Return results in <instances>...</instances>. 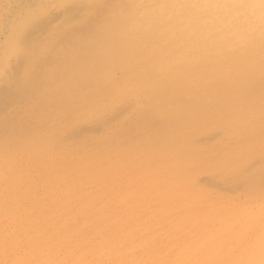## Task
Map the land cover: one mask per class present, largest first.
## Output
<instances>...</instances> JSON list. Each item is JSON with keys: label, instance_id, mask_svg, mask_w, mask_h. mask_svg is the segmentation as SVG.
<instances>
[{"label": "rangeland", "instance_id": "374dc122", "mask_svg": "<svg viewBox=\"0 0 264 264\" xmlns=\"http://www.w3.org/2000/svg\"><path fill=\"white\" fill-rule=\"evenodd\" d=\"M78 1L25 0L24 4L0 0V87L20 58L21 31L48 20L37 35L42 38L40 50L52 54L51 45L45 42L47 34L71 25L78 28L94 7L95 0H86L85 8L68 20L67 8ZM141 1L149 2L151 10L156 7L164 16L147 14L150 20L140 31L126 28L131 40L127 42L134 48L132 56H124L123 49L105 56L108 50L93 43L80 47L86 56L101 57L97 62L101 80L96 79L103 87L94 86L89 95L86 92L77 100L78 105L73 103L75 110L67 108L66 114L62 110L54 130L35 135L37 141L34 137L31 149L28 145L25 151L24 142L18 152L15 139L3 144L0 264H264V177L259 174L264 172V91L252 94L254 99L249 97L255 93L253 80L264 90V51L262 65L256 58L257 45L264 48V0H124L127 4ZM114 3L109 7L111 12L117 9L118 2ZM178 54L183 62L194 56L191 64L198 63L195 71L187 64L191 77L187 84V74L169 79L165 75V71L183 65ZM31 61L15 66L25 82L31 81L37 67L30 68ZM88 65L82 70L83 74L88 72L84 77L93 71ZM224 80L228 96L217 98L224 90ZM53 81L59 83V78L53 77ZM127 90L133 92L128 95ZM31 93L25 97L28 102L37 98L36 92ZM154 93L161 96L158 104L162 106L155 107L153 113L175 117L181 114L184 101L188 99L184 102L187 108L197 99L199 116L180 123L172 132L161 123L149 129L135 110L143 108ZM14 101L6 107L8 113L25 104V100L17 105ZM229 102L233 106H228ZM123 106L125 112L109 121L107 113ZM129 115L134 119H127ZM82 124L101 129L79 131L76 138L64 137L65 130Z\"/></svg>", "mask_w": 264, "mask_h": 264}, {"label": "bare ground", "instance_id": "6f19581e", "mask_svg": "<svg viewBox=\"0 0 264 264\" xmlns=\"http://www.w3.org/2000/svg\"><path fill=\"white\" fill-rule=\"evenodd\" d=\"M25 0H19V2H23ZM89 1H93V0H89ZM114 1L118 2V4H116L117 9L115 10V12H111L109 7L112 4H115ZM153 1V0H151ZM169 2V1H168ZM24 3V2H23ZM163 3V2H162ZM161 3V4H162ZM165 3V2H164ZM25 4V3H24ZM93 8L89 11L90 14H88L89 16H82L84 18H88L86 20H84V22L77 28L76 26H72L68 27V28H64L61 29L60 31H54L53 34H47V37L45 39V42L48 43V45H51L52 48V54H45L46 52H44L41 49V45L40 43H42V38H40L39 40V36H41L40 34H38V32L40 30H43L42 27L44 28L43 25H46V23L48 22V20H46L45 22H36L34 24H32L31 29H29V27H27L25 30L21 31V36H20V43L22 44L20 47L22 49V51H20V53L18 54V57H20L19 59H17V64H15L14 66H12V71L8 72L7 78L2 80L3 84H1L0 87V150L2 151V148H4V145L6 142H8V140L12 139L18 143L15 146V149H17L18 152H21L20 148H18V146L20 145L21 149H22V144L24 142H26L27 144L25 145V151L28 148V145L30 146L31 144H33L34 140L33 138L35 137L36 140V136L38 135H44L45 132L49 131L50 129L53 131L54 130V126L57 123V120L60 121V113L62 112H67V108H69L68 110L71 111L72 108H74L76 105H78L77 100L81 97H85L86 92L88 93V91L90 92L91 90H94L95 88H99L101 89V87H103L101 84V76L99 77L100 74L97 73V69L99 67V64L101 62V57H98L97 60L96 57L97 54H93L92 56H87L83 54L82 48L80 49V47H84L83 44H87V43H93V44H97V47L101 46L104 47V49L108 50L105 53V56H110L113 53H120L119 51L121 49H123L124 52L123 53L124 56L127 54H130L131 56L133 55V53H131L133 51L130 42L128 43L127 40L130 38L127 37L128 36V31L127 29L131 28L135 31H140L138 29H141L142 25L147 24L146 22L148 21L149 17L147 16V14H151L152 16L155 15L154 17H156V15H159L160 17H163L164 15L160 14L157 10L156 7H154V10H151L149 8V2H137V3H130L127 4L126 2H124V0H95L93 3ZM160 4V5H161ZM166 4V3H165ZM85 5H87V1L86 0H80L78 1V3L76 5H70L67 9L68 11H66V13L68 12V20H72V18H74V16L78 15L79 11L85 8ZM25 6V5H24ZM162 6V5H161ZM239 6V5H238ZM9 7V6H8ZM19 8V7H18ZM17 8V9H18ZM21 9V8H20ZM161 9V8H160ZM19 10V9H18ZM165 10V9H164ZM118 11V13H117ZM160 11V10H159ZM84 12V11H83ZM82 12V13H83ZM165 13V11H163ZM162 12V13H163ZM173 13H175V10H172ZM17 13V12H16ZM33 13V12H32ZM88 13V12H87ZM25 14V13H24ZM28 14V12H27ZM168 14V13H167ZM16 15V14H15ZM14 15V16H15ZM26 16V15H25ZM36 16V15H35ZM16 17V16H15ZM55 17V16H54ZM78 17V16H77ZM28 18V17H27ZM66 18V19H67ZM165 18V17H164ZM56 19V18H55ZM163 19V18H162ZM150 20V19H149ZM36 21V20H35ZM34 21V22H35ZM42 21V20H41ZM78 21V20H77ZM76 21V22H77ZM52 22V21H50ZM68 22V21H66ZM64 22V23H66ZM156 22V21H155ZM10 23V22H9ZM23 23V22H22ZM28 23V22H27ZM30 23V22H29ZM62 23V24H64ZM19 24V23H18ZM53 24V23H52ZM75 24V23H74ZM78 24V23H77ZM34 25V26H33ZM19 26V25H18ZM21 26V25H20ZM50 26V25H49ZM62 26V25H61ZM64 26V25H63ZM78 26V25H77ZM56 27V26H55ZM81 27V28H80ZM6 28V27H5ZM52 28V27H50ZM127 28V29H126ZM16 29V27H15ZM47 29V28H46ZM60 29V28H59ZM37 30V31H36ZM49 30V29H48ZM142 30V29H141ZM51 31V30H50ZM126 32V34H125ZM13 33V32H12ZM151 33V32H150ZM44 34V33H43ZM122 35L121 39L120 36ZM125 35V37L123 38V36ZM127 35V36H126ZM153 37V36H152ZM157 37V36H156ZM15 38V37H14ZM123 38V39H122ZM44 39V38H43ZM54 40V42H53ZM13 41V40H12ZM112 43H111V42ZM131 41V40H130ZM153 41V40H151ZM150 41V42H151ZM156 41V40H155ZM15 42V41H14ZM13 42V43H14ZM149 42V41H148ZM147 43V42H146ZM156 43V42H154ZM46 44V43H45ZM148 44V43H147ZM158 44V43H157ZM184 44V43H183ZM185 45V44H184ZM263 44H258L257 48H259V52H257L256 54V58L258 60H260V64L262 65V53L264 51V48H262ZM19 46V45H18ZM92 46V45H91ZM16 47V46H15ZM44 47V46H43ZM95 47V46H94ZM96 47V48H97ZM17 48V47H16ZM138 47H135V49ZM84 49V48H83ZM92 49V48H91ZM159 50V49H158ZM147 51V50H146ZM49 52V51H48ZM95 52V51H93ZM148 52V51H147ZM155 52V51H154ZM86 53V52H85ZM91 53V52H90ZM99 53V52H98ZM176 53V52H175ZM1 54V53H0ZM41 60H37L39 55H43ZM100 54V53H99ZM156 54V53H155ZM14 55V54H13ZM122 55V54H121ZM119 55V56H121ZM153 55V54H152ZM179 55V54H178ZM139 56V55H138ZM148 56V55H147ZM181 55H179V60L182 59V57H180ZM116 57V56H115ZM150 57V56H149ZM91 58L92 61L91 62ZM124 58V57H123ZM122 58V59H123ZM132 58V57H131ZM194 56L191 58V60H189L187 63L183 62V65L181 64L179 68H175V69H171V70H167L165 71V75L168 76L167 79L173 77V75H176L178 73H182V76H185L187 74L186 72V66L187 64L188 67H191V71H195L197 70V64L198 63H192L194 62ZM2 59V58H1ZM37 61H36V60ZM95 59V60H94ZM198 59L195 58V60ZM205 59V58H203ZM264 59V58H263ZM13 60V59H12ZM32 60V61H31ZM120 60V59H119ZM124 60V59H123ZM129 60V59H128ZM136 60V58H135ZM147 60V59H146ZM151 60V59H150ZM6 61V60H5ZM19 61V62H18ZM32 62L30 65V68H34L32 70V74H31V81L28 82L23 79H21L20 76V72L18 71V68L15 69V66L18 65V67L20 68L21 66L27 64V62ZM35 61V62H34ZM106 61V60H104ZM107 62V61H106ZM106 62L104 64H106ZM113 62V61H112ZM118 62V61H117ZM137 62V61H136ZM139 62V61H138ZM154 62V61H153ZM264 62V60H263ZM16 63V62H15ZM103 63V62H102ZM123 63V61L121 62ZM147 63V62H146ZM13 64V63H12ZM90 64L91 66L89 68H91L92 73L90 75H85L86 77H84V74L88 73H84L82 72V70H84L83 68H87ZM110 64V63H108ZM116 64V63H114ZM118 64H120L118 62ZM125 64V63H124ZM123 64V66H124ZM101 65V64H100ZM113 65V64H112ZM117 65V64H116ZM132 65V64H130ZM133 65H137V64H133ZM149 65V64H148ZM260 65V66H261ZM103 66V65H102ZM101 66V67H102ZM109 66V65H108ZM107 66V67H108ZM119 66V65H118ZM162 66V65H161ZM185 66V67H184ZM100 67V68H101ZM111 67V66H110ZM109 67V69H110ZM114 68H116L115 66H112ZM119 67L122 68V66L120 65ZM137 67V66H136ZM25 68H27L25 66ZM29 68V67H28ZM145 68V67H144ZM143 68V70H144ZM5 69V68H4ZM9 69V68H8ZM88 69V68H87ZM103 69V68H102ZM106 69V68H105ZM104 69V70H105ZM108 69V68H107ZM119 69V68H118ZM11 70V69H10ZM21 70V69H20ZM112 70V69H111ZM115 70V69H114ZM120 70V69H119ZM146 70V69H145ZM9 71V70H8ZM18 71V72H17ZM100 71V70H99ZM103 71V70H102ZM121 71V70H120ZM123 71V70H122ZM108 72H110L108 70ZM118 72V70H117ZM127 72V71H126ZM213 72V71H212ZM5 73V72H4ZM23 73V72H22ZM30 73V72H29ZM94 73V74H93ZM112 73V72H111ZM121 73V72H120ZM103 74V72L101 73ZM108 74V73H107ZM110 74V73H109ZM159 74V73H158ZM106 75V74H105ZM118 75V74H117ZM133 75V74H132ZM23 76V75H22ZM103 76V75H102ZM121 76V75H120ZM128 76H131L130 74ZM159 76V75H157ZM6 77V76H4ZM53 77L59 78V83L53 81ZM99 77V81L100 84L97 82V79ZM250 77H252L253 79H255L251 74ZM97 78V79H96ZM105 78V77H103ZM102 78V79H103ZM110 79V77H108ZM106 78V79H108ZM221 78V77H219ZM249 78V77H247ZM251 78V80H253ZM3 79V77H2ZM30 79V78H29ZM96 79V82H94ZM106 80V81H109ZM116 79V78H115ZM119 79V78H117ZM123 79V78H122ZM241 78H239L237 81H234V84H237L240 81ZM186 80V84L191 80V77L189 74H187V76L185 77ZM250 78L248 81H251ZM113 81V79H112ZM123 81V80H122ZM127 81V80H126ZM167 81V80H166ZM104 82V81H103ZM118 82V81H116ZM121 82V81H120ZM124 82V81H123ZM212 82V81H211ZM223 85L224 86V90L226 91V93L228 92V87H227V83L224 81ZM221 82V83H222ZM115 83V82H114ZM130 83V82H129ZM251 83H255V85H252L251 88L255 91V93H251L249 95V97L251 99H254L253 97H251L252 94H261L263 93L264 90H261L260 85L257 81H252ZM111 84V83H109ZM116 84V83H115ZM112 85V84H111ZM110 85V86H111ZM94 86H96L94 88ZM106 86V85H105ZM117 86V85H115ZM131 86V85H130ZM109 87V85L107 86ZM118 87V86H117ZM116 87V89H117ZM114 88V87H113ZM112 88V89H113ZM120 88V86H119ZM128 88V87H127ZM103 89V88H102ZM107 89V88H106ZM115 89V88H114ZM249 89V88H248ZM119 90V89H118ZM117 90V92H118ZM98 91V90H97ZM104 91V89H103ZM109 91V90H108ZM116 91V90H114ZM198 91V90H197ZM223 91L219 92V94L217 95L218 97H222L225 98V96H228V93L225 94ZM37 93L36 96L37 98H34L31 100V102L29 103L25 97L29 94V93ZM92 92V91H91ZM94 93H96L95 91H93ZM110 92V91H109ZM108 92V93H109ZM128 95L130 93H132V90H127ZM31 93V94H32ZM104 93V92H103ZM120 93V91H119ZM106 94V93H105ZM112 94V93H111ZM116 94V93H115ZM122 94V93H121ZM89 95V93H88ZM102 95V94H100ZM104 95V94H103ZM108 95V94H107ZM127 95V96H128ZM154 97H150L148 102L144 103L146 104V106L143 103V108H137L135 111L138 112V114L142 116L143 118V122L146 124L145 126H147L149 129L152 128H156L158 127L157 125L159 123H161L162 125H165V127H168L169 129H171V132L173 129H177L180 127V123H183L185 121L189 120H193L194 118H197L199 115L197 110H196V103L199 104V102L197 101V99L190 101L191 103H188L187 108L184 105V101L183 102V108L182 111H180L181 114H178L175 117H170V115L167 114H155L153 113V109L155 107H161L162 104H158V99L161 98L156 97L155 93L152 94ZM225 95V96H224ZM110 96V95H109ZM120 96V95H119ZM114 97V96H113ZM101 98V97H100ZM110 98V97H109ZM88 99V98H87ZM103 99V98H102ZM117 99V98H116ZM220 99V98H219ZM15 100V101H14ZM25 100V104L22 105V107H19L18 110H13V113H8L6 111V107L9 106V104H12V101H14V105H17L18 103H20L21 101ZM91 100V99H90ZM98 100V99H96ZM95 100V101H96ZM115 99H113L114 101ZM157 100V101H156ZM18 101V102H17ZM80 101V99L78 100ZM103 101V100H102ZM112 101V100H111ZM117 101V100H116ZM17 102V103H16ZM77 104H73L76 103ZM82 103V102H81ZM81 103L80 106H81ZM98 103V102H96ZM101 103V102H100ZM107 103V102H106ZM105 103V105H107ZM114 103V102H113ZM109 104V103H108ZM131 104V103H130ZM215 104V103H212ZM217 104V102H216ZM232 103L229 102L230 106ZM21 105V104H20ZM93 105V104H92ZM99 105V104H97ZM226 107H228L226 104H224ZM85 106V105H83ZM115 106V105H114ZM132 106V105H131ZM181 106V105H180ZM233 106V104L231 105ZM133 107V106H132ZM83 108V107H82ZM97 108V107H96ZM76 108H74L75 110ZM85 109V108H84ZM125 107H117L115 110H111L112 113H107L108 118L110 119L109 121L113 120L112 117H115L116 115H121L123 112H125ZM65 110V111H64ZM73 110V111H74ZM82 110V109H80ZM79 110V111H80ZM18 111V113H14ZM12 112V111H11ZM65 112V114H66ZM108 112V111H107ZM230 112V110H229ZM68 113V112H67ZM134 113V112H133ZM72 114V113H71ZM133 115V114H132ZM11 116V117H10ZM103 116V115H102ZM106 116V114L104 115ZM106 116V117H107ZM6 117H10L7 118ZM236 117V116H235ZM116 118V117H115ZM134 119L131 115L128 116L127 119ZM141 118V119H142ZM96 120V119H95ZM100 120V119H99ZM103 121V119H101ZM66 121V120H65ZM124 121H127L126 119H124ZM129 121V120H128ZM127 121V122H128ZM105 122V121H103ZM108 122V120L106 121ZM126 122V123H127ZM25 123H28V126H24ZM86 123V122H85ZM99 123V122H97ZM101 123V121H100ZM99 123V124H100ZM129 123V122H128ZM133 123V122H132ZM138 123V122H137ZM125 124V123H124ZM136 124V122H135ZM101 125V124H100ZM123 125V124H122ZM126 126V125H125ZM134 127L136 125H133ZM57 127V126H56ZM77 129H68L65 130L66 131V135L64 136L66 139L70 138L72 135L75 137L76 134H78L79 131H85V130H99L101 129V126H88L85 127V125H78L76 126ZM128 127V125H127ZM218 127V126H217ZM216 127V128H217ZM161 128V127H160ZM120 129V127H119ZM135 129V128H134ZM162 129V128H161ZM63 130V129H62ZM148 130V129H147ZM156 130V129H155ZM160 130V129H159ZM57 131V130H56ZM127 131V130H126ZM119 132V130H118ZM146 132V130L144 131ZM159 132V131H158ZM56 133H59L58 131ZM88 133V132H87ZM122 133V131H121ZM127 134V132H125ZM130 133V132H129ZM134 133V132H133ZM142 133V132H141ZM152 133V132H151ZM46 134V133H45ZM52 134V133H51ZM50 134V135H51ZM64 134V133H62ZM84 134V133H82ZM117 134V132H116ZM125 134V135H126ZM138 134V133H137ZM47 135V134H46ZM49 135V136H50ZM135 135V134H134ZM150 135V134H149ZM56 136V134H55ZM80 136V135H78ZM88 136V135H87ZM91 136V135H90ZM122 136V135H121ZM124 136V135H123ZM136 136V135H135ZM147 136V135H145ZM216 136V135H215ZM37 137V138H38ZM46 137V136H45ZM132 137V136H131ZM143 137V136H142ZM249 137V136H248ZM41 138H44L41 137ZM56 138V137H54ZM129 138V137H128ZM161 138V136H160ZM159 138V140H160ZM58 139V137L56 138ZM62 139V138H60ZM71 139V138H70ZM132 139V138H131ZM146 139V138H145ZM26 140V141H25ZM28 140V141H27ZM40 140V139H39ZM46 140V139H45ZM79 140V139H78ZM87 140V139H86ZM85 140V141H86ZM123 140V139H122ZM250 140V138H249ZM37 141V140H36ZM44 141V140H42ZM54 142V140H52ZM69 141V140H68ZM75 141V139L73 140ZM72 141V142H73ZM80 141V140H79ZM84 141V140H83ZM142 141V140H141ZM161 141V140H160ZM41 142V141H40ZM49 142V141H48ZM47 142V144H48ZM51 142V141H50ZM52 142V143H53ZM57 142V141H56ZM71 142V141H70ZM119 142V141H118ZM126 142V141H124ZM131 142V141H130ZM225 142V141H224ZM12 142H10L11 144ZM91 143V142H89ZM96 143V142H95ZM123 145L124 143L121 142ZM62 146L64 145L63 143H61ZM66 144V143H65ZM75 144V143H74ZM94 143H92L93 146ZM37 145V144H36ZM39 145V144H38ZM55 145V144H54ZM73 145V144H72ZM80 145V144H78ZM91 145V144H90ZM96 145V144H95ZM254 145V144H253ZM252 145V146H253ZM43 146V144H42ZM40 146V147H42ZM45 146V145H44ZM50 146V145H49ZM53 146V145H52ZM57 146V145H56ZM55 146V147H56ZM59 146V145H58ZM66 146V145H65ZM83 146V145H82ZM98 146V143H97ZM256 146V145H255ZM260 146V145H259ZM6 147V145H5ZM32 146L29 147V149H31ZM35 147V146H34ZM64 147V146H63ZM74 146H72L73 148ZM81 146H77L76 148L80 149ZM84 147V146H83ZM91 147V146H90ZM44 148V147H43ZM82 148V147H81ZM102 148V147H101ZM107 148V146L105 147ZM255 148V147H253ZM58 148H56L57 150ZM95 149V148H94ZM100 149V148H99ZM260 149V148H259ZM5 150V149H4ZM7 150H13L12 148H7ZM55 150V151H56ZM70 150V149H69ZM68 150V152H69ZM81 150V149H80ZM77 151V152H80ZM115 150V149H114ZM193 150V149H192ZM255 150V149H254ZM253 150V151H254ZM49 151V150H48ZM60 151V150H59ZM73 151V150H72ZM70 151V152H72ZM87 151V149H86ZM95 151V150H94ZM104 151V150H101ZM116 151V150H115ZM252 151V150H251ZM32 152V151H31ZM46 152V149H45ZM52 151L50 150V153ZM64 152V151H63ZM82 152V151H81ZM85 152V151H84ZM90 152V151H89ZM97 152V151H96ZM200 152V151H199ZM231 152V151H230ZM26 153V152H25ZM74 153V152H73ZM87 153V152H86ZM92 153V151H91ZM100 153V152H99ZM97 153V154H99ZM184 153V152H183ZM24 154V153H23ZM49 154V153H48ZM67 154V153H66ZM90 154V153H89ZM93 154V153H92ZM96 154V153H94ZM96 154V155H97ZM107 154V153H106ZM240 154V153H239ZM33 155V154H32ZM36 155V154H35ZM34 155V156H35ZM55 155V154H54ZM85 155V154H84ZM91 155V154H90ZM116 155V154H115ZM71 156V155H70ZM79 156V155H77ZM3 157V156H2ZM1 157V158H2ZM28 157V156H27ZM26 157V158H27ZM72 157V156H71ZM74 157V156H73ZM36 158V157H35ZM39 158V157H38ZM76 158V157H75ZM90 158V157H89ZM25 159V158H23ZM72 159V158H70ZM81 159V158H80ZM88 159V158H85ZM3 160V159H2ZM32 161H34L33 159H31ZM76 160V159H75ZM1 161V160H0ZM16 161V160H15ZM39 161V160H38ZM23 162V161H22ZM74 162V161H73ZM76 162V161H75ZM79 162V161H78ZM84 162V161H82ZM81 162V163H82ZM27 163V162H26ZM29 163V162H28ZM32 162H30L31 164ZM80 164V163H79ZM4 165V164H3ZM2 165V166H3ZM28 165V164H27ZM1 166V167H2ZM25 166V165H24ZM32 166V165H30ZM0 167V168H1ZM29 167V165H28ZM34 167V166H33ZM251 167V165H250ZM254 167V165L252 166ZM30 168V167H29ZM37 168V167H36ZM91 168V167H89ZM13 169V168H12ZM15 169V168H14ZM17 169V168H16ZM24 169V168H23ZM94 169V168H93ZM10 171V170H9ZM15 171V170H14ZM13 171V172H14ZM31 171V170H30ZM18 172V171H17ZM16 172V173H17ZM26 173V172H25ZM24 173V174H25ZM29 173V172H28ZM32 173V172H31ZM34 173V171H33ZM223 173V172H222ZM245 173V172H244ZM1 174V173H0ZM30 174V173H29ZM220 174V173H219ZM262 177H264V172L259 173ZM240 175V174H239ZM256 175V174H255ZM259 175V176H260ZM2 176V175H1ZM3 177V176H2ZM13 177V176H11ZM18 178V177H17ZM2 179V178H1ZM11 179V178H10ZM14 179V178H12ZM19 179V178H18ZM251 177H248L247 180L250 181ZM7 180V179H6ZM17 180V179H16ZM23 180V179H22ZM255 180V179H254ZM257 180V179H256ZM19 181V180H18ZM11 182V181H10ZM17 182V181H16ZM15 182V183H16ZM264 182V181H262ZM1 183V180H0ZM5 184V182H3ZM13 183V182H12ZM44 183V182H43ZM225 183V182H223ZM250 183V182H249ZM7 184V183H6ZM18 184V183H17ZM15 184V185H17ZM45 184V183H44ZM191 184V183H190ZM216 184V183H215ZM2 185V183H1ZM9 185V184H8ZM7 185V186H8ZM21 185V184H19ZM33 185V184H32ZM226 185V183H225ZM2 187V186H1ZM11 187V186H10ZM9 187V188H10ZM193 187V186H192ZM8 188V189H9ZM15 188V187H14ZM17 188V186H16ZM15 188V189H16ZM21 188V187H19ZM53 188V187H52ZM5 189V188H4ZM23 189V187H22ZM28 189V188H27ZM46 189V188H45ZM60 189V188H59ZM11 190V189H10ZM13 190V189H12ZM20 190V189H19ZM56 190V188L54 189ZM2 191V190H1ZM7 191V190H6ZM4 191V192H6ZM51 191V190H50ZM224 191V190H223ZM231 191V190H230ZM16 192V190H15ZM18 192V191H17ZM20 192V191H19ZM18 192V193H19ZM232 192V191H231ZM22 193V192H21ZM53 192H50V194H52ZM11 194V191H10ZM23 194V193H22ZM47 194V193H44ZM72 194V193H71ZM243 194V193H242ZM1 195V194H0ZM6 195V194H5ZM9 195V194H8ZM17 196V195H16ZM19 196V195H18ZM21 196V195H20ZM44 196V195H42ZM41 196V198H42ZM47 196V195H45ZM49 196V195H48ZM3 197V196H2ZM58 197V196H57ZM44 198V197H43ZM17 198H15L16 200ZM4 200V199H3ZM2 200V201H3ZM7 200V199H6ZM19 200H24L23 199H19ZM30 201V200H29ZM32 201V200H31ZM31 201L29 203H31ZM4 202V201H3ZM28 202V201H27ZM64 202V201H63ZM8 202H6L5 204H7ZM26 203V202H25ZM23 203V204H25ZM34 205L36 206L34 200H33ZM37 203V202H36ZM65 203V202H64ZM74 203V202H73ZM22 204V205H23ZM63 204V203H62ZM78 204V203H77ZM11 205V204H10ZM16 205V204H15ZM44 205V204H43ZM69 206V205H68ZM29 207V206H27ZM33 207V206H32ZM37 207V206H36ZM65 207V206H64ZM20 208V207H19ZM34 208V207H33ZM71 208V207H70ZM3 209V208H2ZM87 209V208H86ZM13 210V208L11 209ZM10 210V211H11ZM20 210V209H19ZM59 210V209H58ZM15 211V209H14ZM12 211V212H14ZM40 211V210H39ZM107 211V210H106ZM216 211V210H215ZM9 212V211H8ZM109 212V211H108ZM35 213V212H34ZM77 213V212H76ZM75 213V214H76ZM12 214V213H9ZM27 214V213H26ZM3 216V215H2ZM234 216V215H233ZM10 217V216H9ZM28 217V216H27ZM90 218V217H89ZM32 220V218H30ZM40 219V218H38ZM44 219V218H43ZM47 219V218H46ZM97 219V218H96ZM95 219V220H96ZM30 220V221H31ZM7 221V220H6ZM26 221V220H25ZM93 221V220H92ZM207 221V220H206ZM28 222V221H27ZM33 222V221H32ZM37 221H35L36 223ZM10 223V222H9ZM34 223V224H35ZM139 223V222H138ZM183 223V222H182ZM28 224V223H25ZM37 224V223H36ZM136 224V223H135ZM82 225V224H81ZM86 225V224H85ZM35 226V225H34ZM175 226V225H174ZM24 227H26L24 225ZM40 227V226H38ZM171 227V226H170ZM74 231V230H73ZM121 231V230H119ZM140 233V232H139ZM220 235V234H219ZM228 235V234H227ZM4 236V235H3ZM128 236V235H127ZM139 237V236H138ZM15 244V243H14ZM114 244V243H113ZM150 244V243H149ZM1 246V245H0ZM138 246V245H137ZM2 247V246H1ZM148 247V246H147ZM158 247V246H157ZM4 248V246H3ZM9 248V247H8ZM129 249V248H128ZM247 249V248H246ZM5 250H7L5 248ZM3 251V250H1ZM8 251V250H7ZM141 251V250H140ZM12 253V252H11ZM4 254V253H3ZM159 254V253H158ZM5 255V254H4ZM99 255V254H98ZM146 255V254H145ZM150 256V255H149ZM12 258V257H11ZM48 258V257H47ZM161 258V257H160ZM102 259V258H101ZM8 260V259H6ZM168 260V259H167ZM159 261V260H158ZM24 264V263H23ZM159 264V263H158Z\"/></svg>", "mask_w": 264, "mask_h": 264}]
</instances>
